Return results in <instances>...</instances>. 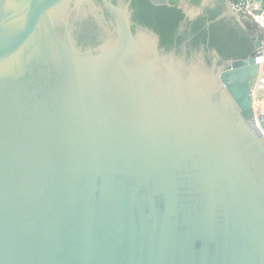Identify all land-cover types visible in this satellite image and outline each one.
Masks as SVG:
<instances>
[{"label":"water","instance_id":"1","mask_svg":"<svg viewBox=\"0 0 264 264\" xmlns=\"http://www.w3.org/2000/svg\"><path fill=\"white\" fill-rule=\"evenodd\" d=\"M100 1L0 0V264H264L256 31L226 3L254 51L209 64Z\"/></svg>","mask_w":264,"mask_h":264},{"label":"trees","instance_id":"2","mask_svg":"<svg viewBox=\"0 0 264 264\" xmlns=\"http://www.w3.org/2000/svg\"><path fill=\"white\" fill-rule=\"evenodd\" d=\"M182 1L169 0L168 5L155 6L150 0H131L132 20L135 23L133 29L141 26L155 31L160 36V47L166 51H175L179 55L186 53L187 57L202 52L209 64L213 50L219 53L222 59L220 64L246 59L254 51L253 42L235 17L218 20L226 11L225 0H217L213 5L206 6L202 15L194 20L186 17L184 9L180 7ZM187 1L195 7L202 5V0ZM242 20L264 42V32L259 31L248 18L243 16ZM86 39L85 35H80L81 42Z\"/></svg>","mask_w":264,"mask_h":264},{"label":"built area","instance_id":"3","mask_svg":"<svg viewBox=\"0 0 264 264\" xmlns=\"http://www.w3.org/2000/svg\"><path fill=\"white\" fill-rule=\"evenodd\" d=\"M230 11L236 14L242 19V17L248 18L250 21L255 23L259 31L264 32V17L254 15L252 10L257 8L247 3H243L240 0H227ZM263 52L261 56L257 59L259 65V73L256 80H254V85L252 89L253 97V108H254V119L257 128L260 130L262 135V141L264 142V42Z\"/></svg>","mask_w":264,"mask_h":264},{"label":"flooded vegetation","instance_id":"4","mask_svg":"<svg viewBox=\"0 0 264 264\" xmlns=\"http://www.w3.org/2000/svg\"><path fill=\"white\" fill-rule=\"evenodd\" d=\"M119 1H124V0H116L117 3ZM93 2L99 8V13L104 18V22L107 25L111 26L112 22L114 21L112 14L104 7V5L101 3L100 0H93ZM112 2H113V0H112ZM75 25L77 28V34H79L78 38H80V35L86 36V38H87L86 41L82 42L85 45L96 43L97 40L102 35V32H103L98 21L92 16V14L89 11H87L86 15L81 16L79 19H77V22Z\"/></svg>","mask_w":264,"mask_h":264},{"label":"crops","instance_id":"5","mask_svg":"<svg viewBox=\"0 0 264 264\" xmlns=\"http://www.w3.org/2000/svg\"><path fill=\"white\" fill-rule=\"evenodd\" d=\"M217 0H207V3H206V6H208V5H213L215 2H216ZM183 2V1H182ZM182 2L180 3V6L182 5ZM190 5V4H189ZM184 6V5H183ZM190 7L192 8V7H194V6H191L190 5Z\"/></svg>","mask_w":264,"mask_h":264},{"label":"rangeland","instance_id":"6","mask_svg":"<svg viewBox=\"0 0 264 264\" xmlns=\"http://www.w3.org/2000/svg\"><path fill=\"white\" fill-rule=\"evenodd\" d=\"M253 85H254V82H251V83H250L251 88L253 87Z\"/></svg>","mask_w":264,"mask_h":264},{"label":"bare ground","instance_id":"7","mask_svg":"<svg viewBox=\"0 0 264 264\" xmlns=\"http://www.w3.org/2000/svg\"><path fill=\"white\" fill-rule=\"evenodd\" d=\"M225 1H226V3L228 4L227 0H225Z\"/></svg>","mask_w":264,"mask_h":264}]
</instances>
